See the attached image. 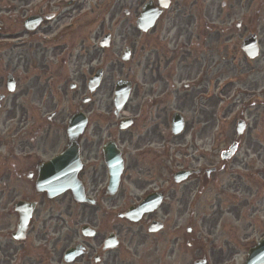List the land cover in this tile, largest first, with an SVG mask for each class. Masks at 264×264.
I'll list each match as a JSON object with an SVG mask.
<instances>
[{
  "label": "flooded vegetation",
  "instance_id": "1",
  "mask_svg": "<svg viewBox=\"0 0 264 264\" xmlns=\"http://www.w3.org/2000/svg\"><path fill=\"white\" fill-rule=\"evenodd\" d=\"M81 1L0 0V264H69L67 250L77 246L82 255L71 264H129V248L148 240V261L185 264L176 251L182 222L185 258L215 261L213 249L201 255L198 236L215 238L222 221L264 204V70L256 72L239 49L253 23L232 19L246 0H169L150 31L137 30L118 75L106 79L130 85L122 111L113 101L103 115L91 79L101 72L100 89L112 58L100 42L101 53L94 48L92 32L74 31ZM131 4L138 20L145 2ZM71 100L78 102L73 114L86 116L76 180L92 202L78 203L72 192L50 199L40 189L42 174L53 177L49 164L69 146ZM115 148L125 170L112 196L106 159ZM148 202L160 204L137 222L122 217ZM22 203L34 205L20 232Z\"/></svg>",
  "mask_w": 264,
  "mask_h": 264
},
{
  "label": "rangeland",
  "instance_id": "2",
  "mask_svg": "<svg viewBox=\"0 0 264 264\" xmlns=\"http://www.w3.org/2000/svg\"><path fill=\"white\" fill-rule=\"evenodd\" d=\"M141 4L147 0H138ZM134 0H82L81 4L84 6V12L79 16V20L75 23L74 31L88 34L92 32V43L94 48L101 53L98 48V42L102 38L104 34H112L113 40L111 44V49L106 52L110 58H112V62H108L105 66L107 69L105 79L107 78H115L118 75V71H120L121 65V56L126 47L133 48L134 42L137 38L136 34V14H134ZM140 10V9H139ZM125 11H128L131 14L129 17L124 15ZM239 12L235 15L233 21L238 20V18L244 17L248 23H253L254 29L257 31L259 35L260 41V58L255 61V66L264 68V2L259 3V0H251L248 8L246 10H237ZM82 15L85 17L82 19ZM237 22V21H236ZM84 25H86V29H84ZM78 35V34H77ZM76 35V36H77ZM74 38V35L70 36ZM76 38H74L75 40ZM136 58L133 57L132 67L135 68ZM241 62V60H240ZM114 63V66L112 65ZM98 64H96V67ZM257 82H261L259 77L257 78ZM115 83V82H114ZM114 83L111 86L107 80L103 84V86L98 90L96 95V109H99V112H102V115L105 113V108L112 106L113 109V95H114ZM71 93H68L70 97ZM68 111L69 115L72 114L73 111L78 107L77 100L68 101ZM127 179V178H126ZM124 182L125 196L132 197V188L129 184V181ZM260 180V178H258ZM261 181V180H260ZM244 180L241 182V187H243ZM252 191L258 190V182H252ZM65 198V197H64ZM61 198L59 201L55 202L52 205V209L54 206L64 200ZM258 206V205H257ZM255 206V207H257ZM241 215L238 220H228L226 223L222 221L223 228L218 229V236L216 238L210 239L212 243L209 241H204L202 238L198 236V240L202 241L204 246H211L215 251L216 260L209 264H242L247 257L248 250L252 247V245L256 244L259 239L264 236V204L263 206H259L257 210H255L254 215L249 216V212L247 209L242 210ZM249 224H252L250 227ZM249 225V226H248ZM182 230L179 233L180 239L177 243V254L179 258V262L184 260L185 264H190V260L186 259L184 254H187V247H185V239L187 238L186 229L188 226L181 223ZM154 241L148 240L145 244L139 246L137 243L131 246L130 252L127 255L126 260H128L129 264H154V259H147L146 250L148 248H152ZM162 242L158 248L159 252L161 251ZM198 249L201 250V255L206 254V248L202 247L200 244L197 245ZM210 247V248H211ZM205 250V251H204ZM219 253V255H216ZM154 258L161 259L158 257V254L153 253ZM195 260L198 258L196 253L194 255ZM195 262V261H194ZM193 264V263H191Z\"/></svg>",
  "mask_w": 264,
  "mask_h": 264
},
{
  "label": "water",
  "instance_id": "3",
  "mask_svg": "<svg viewBox=\"0 0 264 264\" xmlns=\"http://www.w3.org/2000/svg\"><path fill=\"white\" fill-rule=\"evenodd\" d=\"M154 10H151L149 4H147L142 11V17L140 18L138 25L140 29L147 30L151 26H153V22L156 19L155 13H153ZM244 44L242 46V49L244 52H246L247 56L251 59L257 58L259 55L258 52V41H256V36H249V38L244 40ZM110 42V37H106L102 41L103 46H108ZM96 87L99 86L100 83V75L98 74L94 79ZM125 82H119L116 86V106L118 109H121L125 102L126 98V92H125ZM85 125L82 124L80 126L79 121L77 119H74L72 121V130L70 131V135H72V138H75L81 131H83ZM76 151V150H75ZM64 156L62 157V159ZM110 165H113V184H117L118 179L120 178V171L122 168V164L119 161V156H113L110 158ZM68 189V186L64 187V189H61L59 192L62 193L65 190ZM244 264H264V238L258 242V245L251 248L248 252V257Z\"/></svg>",
  "mask_w": 264,
  "mask_h": 264
}]
</instances>
